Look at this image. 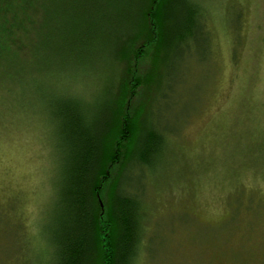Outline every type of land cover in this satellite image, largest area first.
<instances>
[{
	"label": "rangeland",
	"instance_id": "374dc122",
	"mask_svg": "<svg viewBox=\"0 0 264 264\" xmlns=\"http://www.w3.org/2000/svg\"><path fill=\"white\" fill-rule=\"evenodd\" d=\"M196 2L204 17L195 41L169 88L145 108L165 149L144 172L128 174L143 216L134 264H264V0ZM135 6L128 0V13ZM131 19L100 21L96 53L84 62L67 50L52 59L37 78L42 92L101 117L127 57L141 48L128 50ZM149 95L139 90L133 116ZM3 120L0 264H52L49 237L61 208L51 132L38 108Z\"/></svg>",
	"mask_w": 264,
	"mask_h": 264
},
{
	"label": "trees",
	"instance_id": "16d2710c",
	"mask_svg": "<svg viewBox=\"0 0 264 264\" xmlns=\"http://www.w3.org/2000/svg\"><path fill=\"white\" fill-rule=\"evenodd\" d=\"M196 1L132 0L128 13V0H0V120L38 108L58 156L61 213L49 237L52 264H134L143 216L128 174L144 172L165 149L145 108L169 88L182 52L195 41L204 17ZM109 8L133 17L128 50L141 48L121 56L128 67L117 93L112 86L101 117L88 118L76 99L51 97L36 82L64 50L83 60L96 53L100 21L112 25L116 18ZM139 90L150 95L133 116Z\"/></svg>",
	"mask_w": 264,
	"mask_h": 264
}]
</instances>
